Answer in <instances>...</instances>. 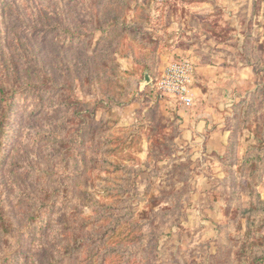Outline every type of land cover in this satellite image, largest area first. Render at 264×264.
<instances>
[{"label": "rangeland", "instance_id": "obj_1", "mask_svg": "<svg viewBox=\"0 0 264 264\" xmlns=\"http://www.w3.org/2000/svg\"><path fill=\"white\" fill-rule=\"evenodd\" d=\"M2 120L0 264H264V0H0Z\"/></svg>", "mask_w": 264, "mask_h": 264}, {"label": "built area", "instance_id": "obj_2", "mask_svg": "<svg viewBox=\"0 0 264 264\" xmlns=\"http://www.w3.org/2000/svg\"><path fill=\"white\" fill-rule=\"evenodd\" d=\"M179 63H181V60L168 65L160 75V79L158 78V81L154 83V86L163 93L174 94L180 103L189 107L192 104V97L188 93L187 85L190 82L191 75H187L186 72H191V69ZM181 66L185 67L186 70L182 69Z\"/></svg>", "mask_w": 264, "mask_h": 264}, {"label": "crops", "instance_id": "obj_3", "mask_svg": "<svg viewBox=\"0 0 264 264\" xmlns=\"http://www.w3.org/2000/svg\"><path fill=\"white\" fill-rule=\"evenodd\" d=\"M176 46V45H175ZM175 46H173V48L172 49H175ZM178 54H180V51L179 50H175ZM169 54H168V59H167V61L168 60H172L173 58H175L177 55V53L176 54H174V52L172 51V52H168ZM189 56L190 57H192V60L194 61V66H195V76H196V78H198V76H200L199 74L201 73V71H202V69H201V64L199 63V57H198V55L196 54V53H194V51L193 52H191V54L189 53ZM160 58H162V59H165V56H161ZM150 72H152V71H150ZM157 72V68H156V66H155V68H154V71L152 72V73H156ZM155 77H157V76H155ZM152 81V80H151ZM151 81H150V83L149 84H151ZM191 92L193 93V97L194 98H196L197 96H198V94L196 93V89H195V91H193V90H191ZM199 99V98H198ZM180 108H184V107H180ZM179 108V109H180ZM196 121V120H195ZM204 121H196V122H193L192 124H191V126L193 127L194 125H195V130H193V128L192 129H190L189 130V132H188V135H190L189 137H192L191 135H193L194 137H197V138H199L200 136V134H199V131H201L202 130V128L204 127V123H203ZM202 123H203V125H202Z\"/></svg>", "mask_w": 264, "mask_h": 264}, {"label": "trees", "instance_id": "obj_4", "mask_svg": "<svg viewBox=\"0 0 264 264\" xmlns=\"http://www.w3.org/2000/svg\"><path fill=\"white\" fill-rule=\"evenodd\" d=\"M3 124H4V123H3V120H2V121L0 122V133L2 132V129H3L2 126H3Z\"/></svg>", "mask_w": 264, "mask_h": 264}, {"label": "water", "instance_id": "obj_5", "mask_svg": "<svg viewBox=\"0 0 264 264\" xmlns=\"http://www.w3.org/2000/svg\"><path fill=\"white\" fill-rule=\"evenodd\" d=\"M145 78H146V79H148V76H147V75H145Z\"/></svg>", "mask_w": 264, "mask_h": 264}]
</instances>
